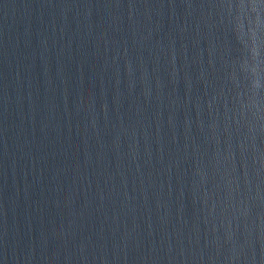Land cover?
<instances>
[{
    "label": "water",
    "instance_id": "obj_1",
    "mask_svg": "<svg viewBox=\"0 0 264 264\" xmlns=\"http://www.w3.org/2000/svg\"><path fill=\"white\" fill-rule=\"evenodd\" d=\"M0 264H264V0H0Z\"/></svg>",
    "mask_w": 264,
    "mask_h": 264
}]
</instances>
